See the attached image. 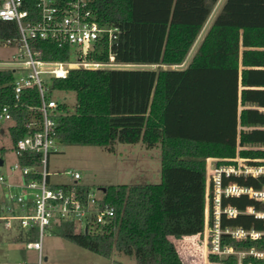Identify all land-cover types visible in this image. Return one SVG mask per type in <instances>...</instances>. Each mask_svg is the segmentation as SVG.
<instances>
[{"label": "trees", "instance_id": "trees-1", "mask_svg": "<svg viewBox=\"0 0 264 264\" xmlns=\"http://www.w3.org/2000/svg\"><path fill=\"white\" fill-rule=\"evenodd\" d=\"M218 2L94 0L98 19L122 30L113 47L116 60L157 66L73 69L66 78L53 79L49 96L53 90L74 91L77 103L70 112L58 101L52 134L65 145L110 151L116 142L147 148L160 144L163 180L109 185L104 202L116 209L109 226L79 233L66 221L54 225L53 234L105 257L123 253L134 256L137 264H180L165 246L166 234L204 230L207 159L235 157L239 145H264V0H225L188 66L174 68L185 61ZM17 35L14 22L0 21V38ZM44 56L66 59L68 48L49 45ZM100 58L108 60V54ZM14 79V69L0 68V105H12L15 123L10 135L16 142L28 132L24 122L40 117L41 100L38 89L29 88L14 107ZM245 125L250 128L240 129ZM241 154L264 157L250 151ZM237 180L260 186L254 179ZM225 203L244 207L255 202L234 197ZM224 224L250 227L260 221L240 215ZM210 260L234 262L214 255Z\"/></svg>", "mask_w": 264, "mask_h": 264}, {"label": "built area", "instance_id": "built-area-1", "mask_svg": "<svg viewBox=\"0 0 264 264\" xmlns=\"http://www.w3.org/2000/svg\"><path fill=\"white\" fill-rule=\"evenodd\" d=\"M94 0H0V21L14 22L17 36L0 38L3 46L19 49L14 61L4 67L15 71L12 82L14 107L23 93L37 88L41 104L40 117L24 122L28 132L13 140L16 162L7 171L0 157V227L10 230L15 222L28 232L26 247L38 252V264L44 259V237L54 225L72 221L76 232L97 233L115 217V206L104 202L93 189L86 190L79 170L66 171L70 182H51L49 156L58 151L59 138L52 134L53 116L59 102L49 93L52 81L66 78L73 69H118L124 63L113 51L121 28L98 19ZM68 48L62 60L45 58L46 47ZM105 53L108 60H103ZM0 118L15 123L12 105H0ZM238 146L235 157L208 158L206 170L205 228L209 257L233 258L232 264H264V157H246ZM38 155V159L35 156ZM254 179L260 186L239 182ZM248 197L255 203L238 207L225 203L229 198ZM240 215L260 221L258 226L224 224ZM32 233L36 238L32 239ZM216 263L224 264L217 261Z\"/></svg>", "mask_w": 264, "mask_h": 264}, {"label": "rangeland", "instance_id": "rangeland-1", "mask_svg": "<svg viewBox=\"0 0 264 264\" xmlns=\"http://www.w3.org/2000/svg\"><path fill=\"white\" fill-rule=\"evenodd\" d=\"M18 52V47L3 46L0 43V63L14 61ZM53 97L68 105L70 112L75 110L77 96L74 91L53 90ZM13 124L12 120L0 118V157L3 156L6 160L3 171H7L9 166L16 162L10 135V127ZM242 128L244 129V126ZM243 147L245 151L264 153V145ZM114 148V151H110L102 146L59 143L58 151H52L49 156L51 182H70L71 177L66 171L79 170L82 174L81 182L101 196L103 188L109 185H145L163 180V150L160 144L147 148L142 143L116 142ZM207 167L208 159L206 170ZM21 237L27 241L28 232L17 222L10 230L0 227V264H38V252L26 249L25 242L19 240ZM43 254L42 264H137L134 256L114 253L111 257H105L52 232H48L44 237Z\"/></svg>", "mask_w": 264, "mask_h": 264}, {"label": "crops", "instance_id": "crops-1", "mask_svg": "<svg viewBox=\"0 0 264 264\" xmlns=\"http://www.w3.org/2000/svg\"><path fill=\"white\" fill-rule=\"evenodd\" d=\"M243 66H240V72ZM243 86H240V94ZM249 108H256L255 105L247 106ZM243 106L240 104V110ZM264 110V108H260ZM248 125L244 129H249ZM242 129V127H240ZM19 240L25 242L23 237ZM44 244V243H43ZM165 246L177 256L180 264H220L210 260L207 251V234L203 230L201 232H170L166 234ZM26 249H29L25 247ZM34 250V249H32ZM21 264H29L27 262Z\"/></svg>", "mask_w": 264, "mask_h": 264}, {"label": "water", "instance_id": "water-1", "mask_svg": "<svg viewBox=\"0 0 264 264\" xmlns=\"http://www.w3.org/2000/svg\"><path fill=\"white\" fill-rule=\"evenodd\" d=\"M225 0H219L218 4L216 5L215 9L213 10L210 18L208 19L206 25L204 26L202 32L200 33L198 39L196 40L195 44L193 45L191 51L189 52L187 58L182 64L175 65V69H184L188 66L190 63L194 53L196 52L198 46L200 45L203 37L205 36L206 32L208 31L209 27L211 26L214 18L216 17L217 13L219 12L221 6L223 5ZM7 64L0 63V67H4ZM118 67H113V68H118V69H126V68H155L157 65L155 64H133V63H124L122 65H117ZM0 163H2V160H0ZM105 190V188H103Z\"/></svg>", "mask_w": 264, "mask_h": 264}]
</instances>
